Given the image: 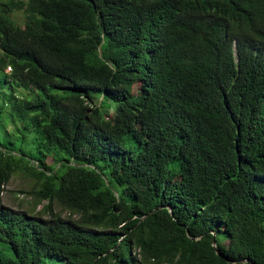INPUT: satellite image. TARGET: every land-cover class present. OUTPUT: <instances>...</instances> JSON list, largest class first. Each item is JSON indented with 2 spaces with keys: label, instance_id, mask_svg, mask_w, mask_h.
<instances>
[{
  "label": "trees",
  "instance_id": "trees-1",
  "mask_svg": "<svg viewBox=\"0 0 264 264\" xmlns=\"http://www.w3.org/2000/svg\"><path fill=\"white\" fill-rule=\"evenodd\" d=\"M14 174L0 264H264V0H0Z\"/></svg>",
  "mask_w": 264,
  "mask_h": 264
},
{
  "label": "rangeland",
  "instance_id": "rangeland-1",
  "mask_svg": "<svg viewBox=\"0 0 264 264\" xmlns=\"http://www.w3.org/2000/svg\"><path fill=\"white\" fill-rule=\"evenodd\" d=\"M13 14L19 21L22 19L21 11H16ZM31 185L32 181L30 179L23 177L21 174H14L5 186V190L0 194V203L13 209H31L34 205V200L28 193ZM41 206L42 204L38 205L36 210L41 208ZM55 208L58 209L56 206ZM63 214H66V212L64 211ZM52 264L60 263L55 262Z\"/></svg>",
  "mask_w": 264,
  "mask_h": 264
},
{
  "label": "water",
  "instance_id": "water-1",
  "mask_svg": "<svg viewBox=\"0 0 264 264\" xmlns=\"http://www.w3.org/2000/svg\"><path fill=\"white\" fill-rule=\"evenodd\" d=\"M168 208H169V211L172 212L171 207H168ZM149 213H150V212H149ZM147 214H148V213H147ZM147 214H145V215H147ZM145 215H144V216H145ZM144 216H142V218H143ZM215 244H216V242H215V238H213V240H212V245L215 246ZM216 252H217L218 254H220V250H219V249H216Z\"/></svg>",
  "mask_w": 264,
  "mask_h": 264
},
{
  "label": "clouds",
  "instance_id": "clouds-1",
  "mask_svg": "<svg viewBox=\"0 0 264 264\" xmlns=\"http://www.w3.org/2000/svg\"><path fill=\"white\" fill-rule=\"evenodd\" d=\"M218 1V0H215ZM232 54L234 55V58L237 60V51L235 50V47L232 50Z\"/></svg>",
  "mask_w": 264,
  "mask_h": 264
}]
</instances>
